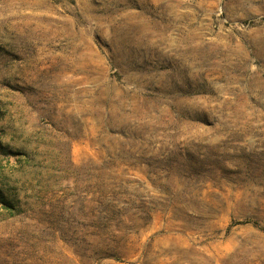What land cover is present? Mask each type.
<instances>
[{
  "label": "rangeland",
  "instance_id": "obj_1",
  "mask_svg": "<svg viewBox=\"0 0 264 264\" xmlns=\"http://www.w3.org/2000/svg\"><path fill=\"white\" fill-rule=\"evenodd\" d=\"M0 264H264V0H0Z\"/></svg>",
  "mask_w": 264,
  "mask_h": 264
}]
</instances>
